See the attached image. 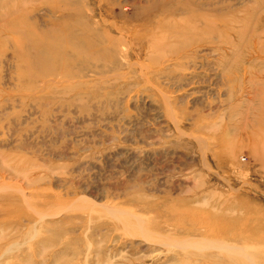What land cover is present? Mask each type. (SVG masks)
Listing matches in <instances>:
<instances>
[{
  "label": "rangeland",
  "instance_id": "obj_1",
  "mask_svg": "<svg viewBox=\"0 0 264 264\" xmlns=\"http://www.w3.org/2000/svg\"><path fill=\"white\" fill-rule=\"evenodd\" d=\"M0 264H264V0H0Z\"/></svg>",
  "mask_w": 264,
  "mask_h": 264
},
{
  "label": "bare ground",
  "instance_id": "obj_2",
  "mask_svg": "<svg viewBox=\"0 0 264 264\" xmlns=\"http://www.w3.org/2000/svg\"><path fill=\"white\" fill-rule=\"evenodd\" d=\"M65 72H66V73H65V76L70 75V74H69L70 72H68V71H65Z\"/></svg>",
  "mask_w": 264,
  "mask_h": 264
}]
</instances>
